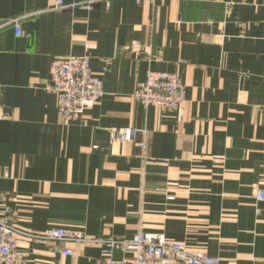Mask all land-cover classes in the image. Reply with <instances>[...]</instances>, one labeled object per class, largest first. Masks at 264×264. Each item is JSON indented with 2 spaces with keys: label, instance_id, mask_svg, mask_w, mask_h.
Wrapping results in <instances>:
<instances>
[{
  "label": "crops",
  "instance_id": "1",
  "mask_svg": "<svg viewBox=\"0 0 264 264\" xmlns=\"http://www.w3.org/2000/svg\"><path fill=\"white\" fill-rule=\"evenodd\" d=\"M0 0V212L27 232L162 234L222 264H264V0ZM20 18V36L12 19ZM90 58L93 108L65 123L44 90L56 58ZM180 108L144 109L148 70ZM135 129V143L110 141ZM69 250L72 256H63ZM22 264H94L99 245L20 241ZM114 257H123L116 251Z\"/></svg>",
  "mask_w": 264,
  "mask_h": 264
},
{
  "label": "built area",
  "instance_id": "2",
  "mask_svg": "<svg viewBox=\"0 0 264 264\" xmlns=\"http://www.w3.org/2000/svg\"><path fill=\"white\" fill-rule=\"evenodd\" d=\"M86 0L78 7L90 10L95 2ZM68 7L63 0H55L47 11H59ZM20 18L7 22L13 26L15 35L20 36ZM264 24V2H263ZM90 58L68 56L54 59L49 68L48 81L44 90L56 97L57 112L65 123L77 120L84 111L94 107L103 95L102 82L90 70ZM185 96V86L175 75L149 69L143 82H139L133 94L136 104L144 109L155 108L170 112L180 108ZM4 119L1 110L0 121ZM135 129H112L110 141L135 143L140 150L145 142H137ZM2 194L0 193V199ZM255 200H264V190L254 194ZM38 240L45 243L76 242L101 247L100 258L94 264H222L219 258L209 257L202 252H191L178 242L167 240L162 234L139 232L131 239L107 236L101 239H89L61 227H52L42 233H31L15 227L10 221V212H0V264H22L18 248L20 241ZM123 257H114V252ZM63 256H72L69 250H62Z\"/></svg>",
  "mask_w": 264,
  "mask_h": 264
}]
</instances>
